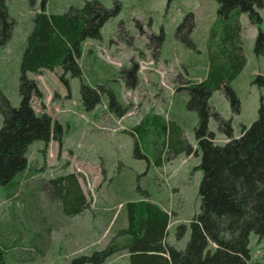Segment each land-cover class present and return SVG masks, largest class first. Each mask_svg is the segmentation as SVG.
Listing matches in <instances>:
<instances>
[{
	"label": "rangeland",
	"instance_id": "obj_1",
	"mask_svg": "<svg viewBox=\"0 0 264 264\" xmlns=\"http://www.w3.org/2000/svg\"><path fill=\"white\" fill-rule=\"evenodd\" d=\"M5 1L13 29L0 49V93L17 106L22 54L42 3L46 13L61 14L69 6L81 8L87 0ZM98 1L107 9L120 4L118 13L101 27L100 38L80 44L85 81L91 86L102 83L107 89L100 102L85 110L80 80L63 73L60 65L38 74L27 72L41 93L31 105L35 113H45L59 125V141L55 135L46 143L33 141L27 148V167L10 183L0 185L4 264H69L74 257L110 246L119 249L100 264H129L122 249L129 238L121 232L127 225V202L146 199L172 212L166 241L177 249L185 247L189 221L199 211L198 115L188 107L187 86L202 81L210 70L214 43H219L223 32L218 29L211 39L217 3ZM257 11L264 30V6ZM187 14L190 19L178 31ZM239 25L238 52L245 62L229 82L239 100V113L232 111L222 88L213 90L208 100L213 112L208 129L218 144L227 137L214 113L230 120L232 135L238 137L242 126L257 119L260 107L264 110V88L253 83L254 76L264 71V57L253 52L257 25L246 13L240 14ZM132 64L137 65L135 79L125 72ZM68 174L77 178L87 204L75 215L65 213L58 186L51 182ZM62 184L64 195L71 182ZM179 224L186 226L181 239L176 237ZM248 248L251 260L264 259V237L251 233Z\"/></svg>",
	"mask_w": 264,
	"mask_h": 264
},
{
	"label": "trees",
	"instance_id": "obj_2",
	"mask_svg": "<svg viewBox=\"0 0 264 264\" xmlns=\"http://www.w3.org/2000/svg\"><path fill=\"white\" fill-rule=\"evenodd\" d=\"M217 3L213 34L220 28L219 43H214L209 58V71L200 82L187 86L190 99L188 107L197 112L195 137L201 150L199 168L202 177L198 187L199 211L189 221L190 233L183 249H177L166 241L167 228L172 212L146 200L129 201L126 204L127 225L121 232L128 241L126 250L129 264H264L251 260L249 236L254 233L264 237V110L259 109L257 119L241 127V134L233 137L230 120H222L217 113L219 129L227 137L223 144L214 142V133L208 129L212 110L209 97L215 89L222 88L230 100L231 109L239 113V100L229 82L243 66L245 57L238 52L239 16L246 13L252 24L257 25L253 52L264 57V30L258 9L264 0H215ZM41 8L34 16V25L28 35L21 59L17 106L0 93V185L10 183L28 165L27 148L35 140L48 142L52 135L59 141L60 127L53 124L50 116L35 113L31 99L41 93L34 79L27 72L38 74L43 68L52 70L63 67V73L80 80V98L85 110H92L107 91L104 84L89 85L79 64L81 42L99 39L103 24L118 13L120 4L105 8L98 0H87L81 8L69 6L61 13H46ZM187 14L179 24V31L190 19ZM190 24L187 31H191ZM13 20L8 14L5 0H0V49L11 38ZM216 61V63H215ZM137 65L132 64L125 72L135 79ZM60 79L64 80L63 76ZM253 83L264 88V71L253 78ZM68 86V85H67ZM111 93V92H110ZM114 95L110 94V108ZM126 108L118 112L121 117ZM70 181L66 194H61L64 182ZM58 186L67 215H75L86 207L85 196L73 174L51 180ZM66 195V196H65ZM71 204V207L68 205ZM185 224L176 227V237L185 234ZM119 248L107 247L89 255L74 257L69 264H100ZM0 264H4L0 247Z\"/></svg>",
	"mask_w": 264,
	"mask_h": 264
},
{
	"label": "crops",
	"instance_id": "obj_3",
	"mask_svg": "<svg viewBox=\"0 0 264 264\" xmlns=\"http://www.w3.org/2000/svg\"><path fill=\"white\" fill-rule=\"evenodd\" d=\"M22 56H23V54H22ZM103 63V62H102ZM104 65V64H103Z\"/></svg>",
	"mask_w": 264,
	"mask_h": 264
}]
</instances>
